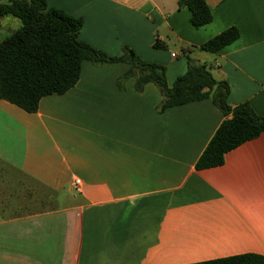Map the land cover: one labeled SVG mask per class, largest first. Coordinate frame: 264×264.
<instances>
[{"label":"crops","instance_id":"crops-1","mask_svg":"<svg viewBox=\"0 0 264 264\" xmlns=\"http://www.w3.org/2000/svg\"><path fill=\"white\" fill-rule=\"evenodd\" d=\"M206 2L213 20L195 28L178 0H47L83 19L79 40L110 56L128 46L164 64L170 87L187 72L189 55L228 82L231 106L247 103L264 116V0ZM229 28L239 31L234 42L218 52L201 48ZM17 29L0 17V40ZM128 69L85 60L77 84L44 96L33 113L0 99V213L30 196L48 206L0 216V264L264 255V132L229 151L222 165L197 169L232 115L211 99L159 112L155 84L140 92L134 78L120 82ZM77 177L81 192L73 188Z\"/></svg>","mask_w":264,"mask_h":264},{"label":"trees","instance_id":"trees-1","mask_svg":"<svg viewBox=\"0 0 264 264\" xmlns=\"http://www.w3.org/2000/svg\"><path fill=\"white\" fill-rule=\"evenodd\" d=\"M179 7L191 11V23L200 28L213 20L206 0H178ZM14 16L21 25L0 40V99L9 101L27 112H36L41 99L49 94H64L80 79L85 60L94 64L125 62L129 69L120 82L134 78L137 91L148 83L155 84L162 102L159 112L190 102L211 99L226 118L216 130L199 157L197 169L220 166L225 155L241 144L264 132V116L247 104L231 106L228 102L230 86L218 80L209 65L188 55V70L168 85L166 66L143 60L128 46L120 55L110 56L79 40L83 19L49 7L47 0H0V17ZM239 37L237 28H229L201 45L218 52ZM156 47L162 45L156 43ZM191 47H183L188 54ZM193 264H264V255L247 253Z\"/></svg>","mask_w":264,"mask_h":264},{"label":"rangeland","instance_id":"rangeland-1","mask_svg":"<svg viewBox=\"0 0 264 264\" xmlns=\"http://www.w3.org/2000/svg\"><path fill=\"white\" fill-rule=\"evenodd\" d=\"M2 24H9L12 25L15 28L20 27L21 25V21L19 18L14 17V16H4L2 17ZM174 51H176V48L173 49ZM42 196H30L27 197V200L24 202L25 199H21V204L15 206V204L12 202V207L7 210L6 212L0 213V216H16V215H20L22 213L25 212H29V211H35V210H40L43 209L46 206L43 202H41Z\"/></svg>","mask_w":264,"mask_h":264},{"label":"built area","instance_id":"built-area-1","mask_svg":"<svg viewBox=\"0 0 264 264\" xmlns=\"http://www.w3.org/2000/svg\"><path fill=\"white\" fill-rule=\"evenodd\" d=\"M173 56H175V54L173 53L172 54ZM82 185H83V182H82V179L81 178H75L73 180V188L76 192H81L82 191Z\"/></svg>","mask_w":264,"mask_h":264}]
</instances>
